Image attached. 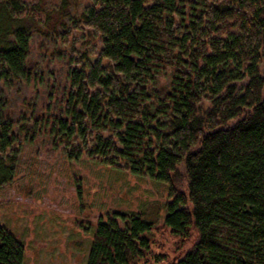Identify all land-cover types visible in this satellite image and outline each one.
I'll return each mask as SVG.
<instances>
[{
	"label": "trees",
	"instance_id": "1",
	"mask_svg": "<svg viewBox=\"0 0 264 264\" xmlns=\"http://www.w3.org/2000/svg\"><path fill=\"white\" fill-rule=\"evenodd\" d=\"M60 3L58 13L52 0H0V186L43 130L72 160L166 184L163 227L191 240L172 264H264V0ZM71 3L55 27L63 79L45 82L44 107L10 106L6 91L44 85L35 28ZM153 227L100 216L86 264H137ZM23 256L0 224V264Z\"/></svg>",
	"mask_w": 264,
	"mask_h": 264
},
{
	"label": "rangeland",
	"instance_id": "2",
	"mask_svg": "<svg viewBox=\"0 0 264 264\" xmlns=\"http://www.w3.org/2000/svg\"><path fill=\"white\" fill-rule=\"evenodd\" d=\"M52 2L60 13V0ZM73 8L71 3L61 14H54L48 29L39 33L35 28L31 65L44 73V85L36 92L6 91L13 100L10 106L28 113L33 104L37 109L44 107L49 88L45 82L57 85L63 79L57 52L66 48L56 44L55 27L62 19L68 22ZM167 200L166 184L85 157L72 160L60 148L54 149L42 130L34 141L24 143L14 177L0 186V224L22 243V264H86L100 216L139 214L154 227L148 235L150 255L137 264H172L191 240L163 227Z\"/></svg>",
	"mask_w": 264,
	"mask_h": 264
}]
</instances>
